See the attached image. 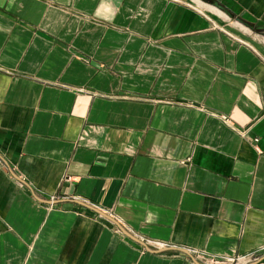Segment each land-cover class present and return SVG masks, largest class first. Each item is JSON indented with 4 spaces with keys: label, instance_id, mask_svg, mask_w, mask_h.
Returning <instances> with one entry per match:
<instances>
[{
    "label": "crops",
    "instance_id": "crops-1",
    "mask_svg": "<svg viewBox=\"0 0 264 264\" xmlns=\"http://www.w3.org/2000/svg\"><path fill=\"white\" fill-rule=\"evenodd\" d=\"M261 247L264 0H0V264Z\"/></svg>",
    "mask_w": 264,
    "mask_h": 264
},
{
    "label": "built area",
    "instance_id": "built-area-1",
    "mask_svg": "<svg viewBox=\"0 0 264 264\" xmlns=\"http://www.w3.org/2000/svg\"><path fill=\"white\" fill-rule=\"evenodd\" d=\"M141 244L142 252H164L168 249L167 244L152 240H141ZM186 253L198 264H261L264 261V247L248 254L232 257L213 256L196 249H187Z\"/></svg>",
    "mask_w": 264,
    "mask_h": 264
},
{
    "label": "bare ground",
    "instance_id": "bare-ground-1",
    "mask_svg": "<svg viewBox=\"0 0 264 264\" xmlns=\"http://www.w3.org/2000/svg\"><path fill=\"white\" fill-rule=\"evenodd\" d=\"M215 12V11H214Z\"/></svg>",
    "mask_w": 264,
    "mask_h": 264
}]
</instances>
